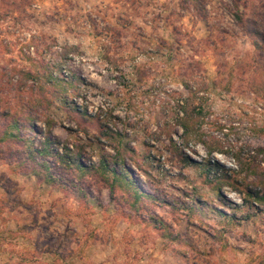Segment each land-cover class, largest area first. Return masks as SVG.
I'll list each match as a JSON object with an SVG mask.
<instances>
[{
	"label": "rangeland",
	"instance_id": "374dc122",
	"mask_svg": "<svg viewBox=\"0 0 264 264\" xmlns=\"http://www.w3.org/2000/svg\"><path fill=\"white\" fill-rule=\"evenodd\" d=\"M263 85L264 0H0V113L19 138L122 158L144 192L203 211L155 207L161 236L93 171L50 154L49 180L1 119L0 264H264V207L244 202L246 184L264 194Z\"/></svg>",
	"mask_w": 264,
	"mask_h": 264
},
{
	"label": "trees",
	"instance_id": "16d2710c",
	"mask_svg": "<svg viewBox=\"0 0 264 264\" xmlns=\"http://www.w3.org/2000/svg\"><path fill=\"white\" fill-rule=\"evenodd\" d=\"M235 10L236 13L234 14V18L238 24L243 26V19L239 14V7L237 5L235 6ZM246 34H251L254 36L252 39V45L255 49L263 50L261 44L259 43V41L263 38V35L261 33L256 31L255 29V31L253 32H249L248 30H246ZM44 76L51 86L56 87L59 86V84L61 85V81L57 78H53L48 74H44ZM38 78L40 79L41 77ZM262 90L263 94L261 91L260 93L264 95V85L262 86ZM65 94L67 95V92L63 91L61 95ZM71 109L77 116L81 117L82 119L87 118L85 113L79 112L76 107L71 105ZM1 119L6 120V126L4 127V133L1 140L10 142L12 144L20 142L22 155L25 156V159H27L28 162H31L32 165L37 164L38 162H40V160H42L39 165H41L44 170L48 172V175H46L49 176V180L52 179V176L49 173V167L46 166L45 161L43 160H45V158L50 154H52L53 157L57 160L60 167L73 170L77 174V176H83L87 172L93 171L101 178L102 184L105 188L108 189L110 198L114 203L124 204L130 211V213H132L136 218L147 214V220H142H144V222L146 221L148 225H154L158 230H161V236H164V230L166 231V228H164V222L154 214L155 207L165 206L169 208L170 213L172 214L177 213L180 208L183 210H188L189 212L194 211L200 214L203 212L200 209L199 205H196L195 203L192 206L185 205L181 207L178 204L175 205L166 202L164 199H158L160 198L157 197L159 192H157V195H150L144 192L131 176V172L129 171L128 167L124 165L122 158L116 157L114 160L101 159L100 163L97 166H94L95 168L89 167L88 165L83 163L77 147L70 149L68 145L62 146V152L60 153L56 150V148H59V142H54L48 137H45L41 142H39L40 146L38 148L33 147L31 141H29L30 139L21 140L17 135L18 131L21 129V125L17 117L3 112L0 113V120ZM23 120L30 121V118L28 115H25L23 117ZM180 123L184 127V132L187 135V133L191 131L189 125H187V120L184 118ZM27 129H29L31 132L33 131V128L30 125L27 126ZM184 165L192 166L196 165V163L185 158ZM208 166L209 165L205 164V169L208 168ZM32 171H34V169ZM219 189V187L215 188V190L217 191ZM244 192L246 196L244 202L248 203L249 205L255 203L256 206L264 207V194L256 192L254 189L248 187L247 184L244 185ZM160 196L161 198H163V195ZM233 216L234 215L230 217L227 215H220L219 217L220 219L225 221V224H231ZM166 236H170L168 227Z\"/></svg>",
	"mask_w": 264,
	"mask_h": 264
}]
</instances>
